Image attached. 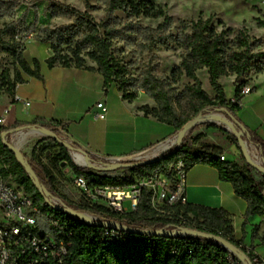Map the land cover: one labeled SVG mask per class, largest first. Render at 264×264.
I'll return each instance as SVG.
<instances>
[{
  "label": "trees",
  "instance_id": "trees-1",
  "mask_svg": "<svg viewBox=\"0 0 264 264\" xmlns=\"http://www.w3.org/2000/svg\"><path fill=\"white\" fill-rule=\"evenodd\" d=\"M97 1L103 5L105 12L99 21H95L87 12L68 9L65 5L53 2L44 7V14L49 13L51 18L72 16V22L61 26L41 24L35 30L37 13L28 24L26 10L15 19L18 2L0 0V18L12 19L0 28V47L10 56L9 64H2L0 61V92L12 94L16 84L24 81L23 74L42 78L39 60L33 58L28 61L23 54V42L32 34L34 40L50 43L51 54L45 59L48 67L60 65L98 71L103 77V87L106 89L115 83L122 98L128 102L142 91L155 102V106L144 104L139 110L145 116L172 126L175 131L198 113L214 110L224 111L235 125L243 126L237 115L241 107L234 100L226 99L219 79L222 76L235 75L233 99H243L241 90L249 82L251 75L264 73V50L260 38L250 35L246 28L233 30L225 27L220 20L214 22L213 16L178 19V26L173 33L172 17L150 0ZM84 5L86 8H95L88 0H85ZM117 11L125 13L127 17H162V22L155 27H143L133 20L122 22L115 15ZM255 23L264 28V19L257 17ZM5 35L9 36L8 40L3 39ZM137 36L140 38L138 48L141 52H147L148 59L135 78L114 55L113 44L122 40L131 44L136 41ZM159 46L167 50H180V62L169 75H161L156 71L157 61L153 62L156 55L152 51ZM87 60L94 62L95 66H88ZM204 68L213 96L203 89L197 75V71ZM183 76L191 82L184 84L182 91H179L176 85ZM254 90L255 87L252 86L250 92ZM60 126L63 124L42 119L16 122L10 128L0 126V163L10 164L14 182L24 188L33 205L58 219L56 232L65 242H69L66 264H226L230 251L212 240L214 237L228 240L252 264H264V256L260 258L252 254L242 244L241 239L234 238L231 218L222 208L189 203L167 208L183 214L184 222L179 225L173 218L155 213L147 190L143 191L136 209L123 214L109 211L97 204L87 206L78 203L70 206L76 211L106 216L112 222L135 230L185 228L198 234L191 237L153 236L134 232L130 238L117 237L112 241L99 239L100 226L81 222L62 210H51L43 193L15 159L13 152L2 144L1 134L18 127H36L49 129L60 137ZM205 127L220 129L228 140L238 146L234 135L227 130L212 123H206ZM244 128L250 136L249 142L257 146L264 157V139ZM202 136L201 133L194 136L189 134L175 150L168 151L144 165L124 169L122 173L116 170L96 173L76 166L69 149L52 137H49L48 143H39L33 147L28 163L39 184L64 202L68 198L59 191L56 184L54 169L58 162H65L73 176L84 177L90 187L113 188L128 186L134 179H145L153 172H162L179 159L185 162L188 170L195 164H204L213 167L219 179L229 182L235 195L246 202L242 226L249 216L257 214L264 218V174L247 165L245 160H221L219 155L223 154V150L218 146L207 144L201 149H193ZM53 149H57V152L52 157V165L46 166L40 159L46 151ZM238 152L240 154V149ZM258 229V226L253 228L252 237L258 238L264 247V231L258 234Z\"/></svg>",
  "mask_w": 264,
  "mask_h": 264
},
{
  "label": "crops",
  "instance_id": "crops-1",
  "mask_svg": "<svg viewBox=\"0 0 264 264\" xmlns=\"http://www.w3.org/2000/svg\"><path fill=\"white\" fill-rule=\"evenodd\" d=\"M26 11L28 13L29 10ZM23 54L28 61L33 58L39 60L42 78L23 74L24 81L16 84L12 94L0 92V114L8 108L5 127L38 119L62 123L64 134L73 146L98 160L142 153L176 133L172 126L145 116L139 110L144 104L155 106V102L142 91L128 102L122 98L115 83L106 89L103 87V77L98 71L60 65L48 67L45 59L51 54L49 42H38L28 37ZM86 64L95 66L90 60ZM201 70H205L208 81L206 69ZM230 76L233 79L230 81L229 93L222 83L226 76L219 79L227 100L233 99L235 90V75ZM255 76L254 82L251 81L255 90L244 95L237 115L244 127L264 139V91L257 84L259 75ZM201 81L203 89L213 96L211 87L205 85L207 81ZM15 95L20 100H15ZM100 100H104L107 106L103 119L96 117L95 104ZM56 184L58 187L57 181ZM186 198L189 204L224 209L231 218L234 238L241 239L252 254L260 258L264 256L260 240L252 237L255 226L259 227L258 234L264 231V218L257 214L249 216L242 226L247 204L235 195L229 182L219 179L213 167L195 164L188 170Z\"/></svg>",
  "mask_w": 264,
  "mask_h": 264
},
{
  "label": "built area",
  "instance_id": "built-area-1",
  "mask_svg": "<svg viewBox=\"0 0 264 264\" xmlns=\"http://www.w3.org/2000/svg\"><path fill=\"white\" fill-rule=\"evenodd\" d=\"M251 87L244 85L241 95L250 93ZM15 100H20L18 95ZM234 100L239 107H242V99ZM97 109L96 117L103 119L107 113V106L104 100L95 104ZM8 108H5L0 114V126H4L5 117ZM59 132H65V128L60 126ZM244 131V138L248 144L251 160L264 168V157L260 149L252 142H249L250 136ZM64 140L69 144L73 143L64 134ZM175 138V137H172ZM167 139L157 144L168 142L165 150H160L155 155L160 156L177 147L176 140L171 142ZM155 146L153 149H155ZM152 149V150H153ZM151 151V150H150ZM145 153L134 154L121 157L119 159L103 157L101 160L93 158L88 154L86 158L76 151H71V158L74 164L81 168H87L96 173L117 170L113 163L116 161L132 162L142 158ZM237 154L236 152L234 153ZM80 156L83 160H78ZM239 156V154H237ZM1 157V156H0ZM221 160H225V154L219 155ZM2 164L6 166V163ZM188 169L185 162L179 159L168 165L162 172H153L145 179H134L128 186L120 187H90L82 176H73V181L80 191L79 203L87 206L94 204L102 205L109 211L115 213H127L134 211L140 201L144 190L149 192L150 205L157 215L168 216L176 220L179 225L184 222V216L181 212L175 213L168 210L169 207L182 206L187 203L186 198V179ZM45 196L50 199L54 205L62 207L68 206L57 196L44 189ZM128 201L129 206L124 207V202ZM47 204V203H46ZM47 206L54 210L51 206ZM87 217L93 221H103L100 226L99 239L112 241L117 237H132L133 231L121 226L117 222L108 220L106 216L97 215L90 212H84ZM72 216V215H71ZM81 222L88 223L82 217L74 216ZM59 226L58 219L51 216L49 212H42L41 209L33 205L31 198L24 188L12 181L11 173L6 169V175L0 176V264H66L69 242H65L56 232ZM165 233H172L168 236H176L173 233L182 232L181 228H168L162 230ZM198 236V235H193ZM187 237V236H185ZM230 251V250H229ZM226 264H247L243 256L230 251Z\"/></svg>",
  "mask_w": 264,
  "mask_h": 264
},
{
  "label": "rangeland",
  "instance_id": "rangeland-1",
  "mask_svg": "<svg viewBox=\"0 0 264 264\" xmlns=\"http://www.w3.org/2000/svg\"><path fill=\"white\" fill-rule=\"evenodd\" d=\"M19 3V7L16 9L15 19L25 10H29L26 16L27 23L32 22L34 14L37 13V25L35 30L41 24H49L51 26H61L72 22V16L51 18L48 14L43 13V8L48 3H59L65 5L68 9H77L79 11H84L89 13L95 21H99L103 18L105 12L103 10V5L97 0H88L90 5L94 6V9L86 8L84 5L85 0H15ZM154 5L162 7L165 12L173 19V33H175L174 28L178 26V19L190 20L196 19L201 16L207 18L208 16H213L214 22L220 20L225 27L231 29L246 28L248 33L252 36L258 37L262 40V49L264 50V28L258 27L255 23V18L259 17L264 19V0H150ZM115 15L122 22L128 20L136 21L141 26L155 27L158 23L162 22V17L159 18H147L143 16L139 17H127V15L121 11H117ZM11 18H0V28H2L4 23L10 22ZM220 26H218V29ZM30 37L33 38L32 34L27 36L26 39ZM4 40H8L9 36L5 35ZM23 42L24 43L26 42ZM139 36H137L136 41L131 44H127L125 41H116L113 44L114 55L121 60V64L127 67L128 73L133 77L137 78L140 70L145 66L147 62V52H141L138 48ZM156 58L153 62L157 61L156 71L161 75H169L171 70L177 66L180 62V50L179 49H165L164 47H157L152 51ZM0 61L2 64H9L10 56L8 53L4 52L0 47ZM264 74H259L257 78V84L259 89L264 91ZM254 74L251 75V79L246 85L250 87L253 86ZM198 77L200 80H206L205 70H199ZM257 77V76H255ZM232 76H227L222 81L224 88L227 93L230 92V81ZM252 81V82H251ZM191 80L183 76L181 81L176 85L179 91H182L183 85L190 83ZM202 82V81H201ZM206 87L210 88L209 83L205 84ZM206 123H210L208 120L196 124L191 127L186 135H197L201 133L202 138L194 144L193 149H201L208 145H215L223 150L226 159L236 160L242 162L244 160L243 154L240 150L238 152L239 146H236L230 140L227 139L226 135L220 129H207L205 127ZM221 123V122H219ZM218 126L217 124H215ZM220 127V126H218ZM223 129L222 127H220ZM29 132V131H28ZM24 132L20 135H12L10 139L16 144L17 140L22 137V135L27 134ZM174 136V135H173ZM173 136L169 137L172 138ZM48 135L43 137H29L25 140H21L19 145H17L23 152L24 157L29 160L31 157V152L36 144L49 142ZM60 137L64 139V134L60 132ZM174 139V138H172ZM171 139V140H172ZM56 149L46 151L41 157L40 161L46 165H52L51 160L53 155L56 153ZM234 152L241 155V157L235 155ZM154 150L148 151L145 155L153 154ZM71 155V154H70ZM72 157V156H71ZM74 162V161H73ZM6 169H8L12 176L10 164L6 163L4 166L0 163V176H5ZM55 170L56 181L58 183V189L61 193L67 196L68 200L65 203L68 206H75L79 203L80 191L73 181V174L71 170L67 167L65 162H58ZM117 172L122 173L124 169L118 168ZM129 202H124V207H128Z\"/></svg>",
  "mask_w": 264,
  "mask_h": 264
},
{
  "label": "water",
  "instance_id": "water-1",
  "mask_svg": "<svg viewBox=\"0 0 264 264\" xmlns=\"http://www.w3.org/2000/svg\"><path fill=\"white\" fill-rule=\"evenodd\" d=\"M204 116H214L216 117L221 123L219 122H215V121H209L212 124H217L218 126L222 127L224 130H227L228 132H230L231 134L234 135L237 144L243 154L245 163L247 165H249L250 167L262 172L264 174V168H262L261 166H259L258 164L254 163L251 158H250V153H249V149H248V144L244 138V131L245 128L243 126H239V125H235V123L233 122V120L224 112V111H220V110H214V111H208L206 113H198L196 116H194L193 118H191L190 120L186 121L174 134L173 137H175V140L177 142V147L180 145L182 139L184 136H181V132L182 130L187 126V125H191L192 127L195 126L196 124H198V120L201 117ZM31 129H38V130H43L45 131L48 136L54 138V139H58L65 147H67L69 149V152L71 151H76L77 153L82 154L83 156H85L86 158H89L88 153L85 152L82 149H77L76 147H74L73 145L69 144L66 140H64L63 138L59 137L58 135H56L54 132H52L49 129H42V128H36V127H18V128H14L12 130H10L9 132H3L1 134V141L2 144L7 146L14 154L15 159L24 167L25 171L27 172V174L29 175V177L32 179L33 183L36 185V187L41 190V192L43 193L45 199H46V203L51 206L54 210H62L63 212H66L69 215H74V216H79L82 217L84 219H86L88 221V224H95L98 226H101L104 224L103 221H93L91 220L89 217H87L85 215L84 212H80V211H76L73 208H71L70 206H66V207H62L60 205H54L53 202L48 199L45 194H44V188L43 186H41L38 182V179L35 177L34 172L31 168V166L28 163V160L24 157L22 150L17 146V144H15L11 139L10 136L12 135H20L23 134L25 131L28 132ZM157 146V145H156ZM155 147V146H154ZM154 147H151L149 149H147L144 152H148L150 150H152ZM176 147V148H177ZM175 148V149H176ZM173 149V150H175ZM171 150V151H173ZM170 151V152H171ZM159 156H150V155H144L142 158L136 160V161H132V162H124V161H116L115 163H113V165L116 168H122V169H127V168H131L134 166H141L144 165L146 163L151 162L152 160H154L155 158H157ZM47 190V189H46ZM127 229L135 232V233H141V234H145V235H153V236H160V235H171L172 233H165L160 229L157 230H135L133 228H130L128 226H124ZM182 232L180 233H173L176 236H187V237H191L193 235H198L196 232L185 229V228H181ZM212 240H214L217 244L223 246L224 248H226L227 250H230L232 252L238 253L241 256L244 257V259L246 260L247 264H252L251 261L246 257V255L240 251H238V249L232 244L230 243L228 240L221 238V237H214L212 238Z\"/></svg>",
  "mask_w": 264,
  "mask_h": 264
},
{
  "label": "bare ground",
  "instance_id": "bare-ground-1",
  "mask_svg": "<svg viewBox=\"0 0 264 264\" xmlns=\"http://www.w3.org/2000/svg\"><path fill=\"white\" fill-rule=\"evenodd\" d=\"M215 121V122H220L216 117L214 116H204V117H201L197 123H201L203 121ZM192 126L191 125H187L181 132V136H184L187 134V132L189 131V129L191 128ZM45 135H48L45 131L43 130H38V129H31L29 130V132L25 135H22V137L20 139L17 140L16 144L19 145V142L21 140H25L29 137H37V138H40V137H43ZM175 141V138L171 140V142ZM169 143L168 142H164L160 145H158L154 150V153L152 155H155L157 154L160 150H165L167 147H168ZM149 155V154H148ZM78 160H83L80 156H78Z\"/></svg>",
  "mask_w": 264,
  "mask_h": 264
}]
</instances>
